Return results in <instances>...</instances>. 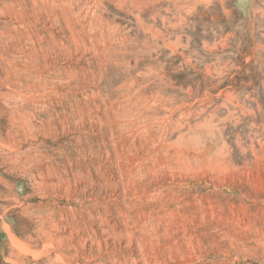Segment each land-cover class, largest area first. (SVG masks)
I'll use <instances>...</instances> for the list:
<instances>
[{
  "label": "rangeland",
  "instance_id": "obj_1",
  "mask_svg": "<svg viewBox=\"0 0 264 264\" xmlns=\"http://www.w3.org/2000/svg\"><path fill=\"white\" fill-rule=\"evenodd\" d=\"M0 264H264V0H0Z\"/></svg>",
  "mask_w": 264,
  "mask_h": 264
},
{
  "label": "bare ground",
  "instance_id": "obj_2",
  "mask_svg": "<svg viewBox=\"0 0 264 264\" xmlns=\"http://www.w3.org/2000/svg\"><path fill=\"white\" fill-rule=\"evenodd\" d=\"M18 70L21 71L20 69H18ZM26 72H27V71H25V70L23 71V73H26ZM16 73H17V72H16ZM19 73H22V72H19ZM27 73H28V72H27ZM13 75H14V74H13ZM15 75H16V74H15ZM19 76H20V75H18V77H19ZM11 77H12V75H11ZM16 77H17V76H16ZM20 78H21V77H19L18 80H19ZM12 84H13V83H12Z\"/></svg>",
  "mask_w": 264,
  "mask_h": 264
}]
</instances>
